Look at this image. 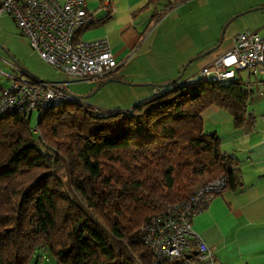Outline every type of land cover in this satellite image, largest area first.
Here are the masks:
<instances>
[{
  "label": "trees",
  "instance_id": "trees-1",
  "mask_svg": "<svg viewBox=\"0 0 264 264\" xmlns=\"http://www.w3.org/2000/svg\"><path fill=\"white\" fill-rule=\"evenodd\" d=\"M181 79L107 117L81 98L40 114L37 131L17 113L0 117V264H29L37 250L56 264H154L141 241L152 216L220 177L243 188L239 161L204 132L203 114L222 110L244 129L250 85Z\"/></svg>",
  "mask_w": 264,
  "mask_h": 264
},
{
  "label": "crops",
  "instance_id": "crops-1",
  "mask_svg": "<svg viewBox=\"0 0 264 264\" xmlns=\"http://www.w3.org/2000/svg\"><path fill=\"white\" fill-rule=\"evenodd\" d=\"M110 1L115 11L107 15L102 10L103 0H87L88 12L97 22L104 21L85 29L80 38L85 41L106 40L119 65L110 78L90 81L95 85L93 91L105 93L108 100L116 102H105L100 105L101 108L86 104L105 113L132 110L150 99L154 89H164L178 79L186 63L207 51H213L197 60L200 62V71L234 42L215 53L216 46L221 42L211 27L206 23L199 26L195 24L194 27L189 24L192 17L193 23L203 15L202 12H193L206 7L202 0H188L176 5L157 26L153 23L154 15L165 11L174 0H160L149 6V0ZM255 7L262 8L264 3H245L236 7L227 17L219 12L216 16L222 25L234 15ZM186 8H189V12L185 11ZM0 47L6 52V57L2 56L0 63L14 65L31 73L29 61L34 59L35 53L30 50L13 19L6 14H0ZM195 75L186 80L181 79L179 83L194 81L197 79ZM109 80L116 82L108 83ZM2 88L0 85V92ZM117 97L123 98L124 103H117ZM203 117L215 122L218 128L222 124H232L228 113L215 108L206 110ZM251 122L248 123L250 129ZM236 132L225 140L218 131L214 133L221 138L222 151L238 159L243 188L237 191L226 189L222 195L214 198L207 210L194 219L193 230L213 250V264H264V130L255 137L251 130L244 131L242 135ZM236 143L244 153L241 157L243 162L235 150ZM196 252L193 249L191 254ZM191 261L195 262V257ZM194 264L212 263L206 261Z\"/></svg>",
  "mask_w": 264,
  "mask_h": 264
},
{
  "label": "built area",
  "instance_id": "built-area-1",
  "mask_svg": "<svg viewBox=\"0 0 264 264\" xmlns=\"http://www.w3.org/2000/svg\"><path fill=\"white\" fill-rule=\"evenodd\" d=\"M86 3L87 0H0V14L9 15L26 38L30 50L57 70L80 82L108 79L119 67L108 42L75 39L78 29L97 23ZM102 3L107 15L115 11L110 0ZM13 70L14 74L8 77L10 86L0 92V117L17 113L31 119L33 113L40 115L78 100L63 85L42 81L16 66ZM243 71L256 77V82L250 84L239 78L238 74ZM199 79L219 84L241 80L250 85V90L253 87L252 93L264 98V28L237 35L227 51L200 70L196 80ZM153 92V96H157L165 90L156 88ZM98 113L99 117L114 114ZM226 189V177L217 178L148 220L142 228L141 241L151 251L154 264L186 259L193 249L198 253L195 262L185 264L206 261L213 264V250L194 232L193 221Z\"/></svg>",
  "mask_w": 264,
  "mask_h": 264
},
{
  "label": "rangeland",
  "instance_id": "rangeland-1",
  "mask_svg": "<svg viewBox=\"0 0 264 264\" xmlns=\"http://www.w3.org/2000/svg\"><path fill=\"white\" fill-rule=\"evenodd\" d=\"M203 4L206 6L205 8L193 10V12H202L203 15L201 17H197L195 22L192 23L193 17L191 22L189 23L194 27L195 24L199 26V24H208L211 27V31L215 32V35L219 42V46L217 45L215 48V53L221 51L223 48L227 47L232 41L244 31H258L264 28V7L259 8L255 7L253 9H249L247 11L241 12L239 14L234 15L231 17L226 23H222L218 20L216 16L217 12L221 15L227 17V15L231 14L236 7H239L245 3H264V0H202ZM184 11V10H183ZM185 11L189 12V8H186ZM213 11H216L214 13ZM174 12V11H173ZM187 12V13H188ZM195 17V16H194ZM223 18V20L225 19ZM158 23L155 25L157 26ZM154 26V25H153ZM152 26V28H153ZM1 48V47H0ZM212 50V49H211ZM208 52V51H207ZM34 54V52H32ZM6 52L0 49V58L6 57ZM3 56V57H2ZM190 62V61H189ZM188 62V63H189ZM186 63L184 68L181 72L185 69ZM199 63L200 62H193L186 71L185 75L183 76L182 80H186L189 77L197 75V79L199 78ZM14 65H7L6 63H0V85L4 88H8L10 86L9 76L14 74ZM29 71L32 73L33 76L39 78L42 81L50 82V83H57L61 85H65L67 88V92L72 96L81 98V101L85 104L92 105L94 107L101 108V104L112 103L116 104L115 100H108L107 95L105 93H100L99 91H93V86H95L92 82H80L77 79H73L69 77L66 73L57 70L53 66L46 63L42 60L37 54H35L34 59H30L29 61ZM34 71V72H33ZM30 73V74H31ZM195 75V76H196ZM239 78H241L244 82L254 84L256 82V77H250L249 72L243 71L238 74ZM179 77V76H177ZM67 84H69L67 86ZM108 87V86H107ZM253 87L251 88V90ZM119 93V92H118ZM117 93V94H118ZM258 93L254 92L251 100L248 105V114L252 117L251 118V128L250 124L246 125L244 130H237L234 127L233 120H231L232 124L225 125L222 124L219 126L215 124L210 119H204V132L207 134H212L215 131H218L220 137L225 140L229 139L231 133L236 134L242 133L247 130L252 131V135L255 137L259 134L263 133L264 130V99H262ZM117 103L122 104L124 103V99L121 97H117ZM125 112V111H123ZM38 113H33L30 119V127L34 130L37 127L38 122ZM244 134V133H243ZM235 150L238 152L239 160L242 162L244 159H241L243 156V151L240 149L239 144H234ZM238 160V159H237ZM29 264H56L55 261L49 257L48 253L43 250H37L35 252L32 261Z\"/></svg>",
  "mask_w": 264,
  "mask_h": 264
},
{
  "label": "water",
  "instance_id": "water-1",
  "mask_svg": "<svg viewBox=\"0 0 264 264\" xmlns=\"http://www.w3.org/2000/svg\"><path fill=\"white\" fill-rule=\"evenodd\" d=\"M212 52H213V51H208V52L204 53L203 55H201L200 57L195 58V59H193L192 61H190V62L188 63V65H186L185 69L182 71V73H181V75L178 77V79H176L173 83L177 82L178 80H180V79L182 78V76H184V73H185V71H186V68H187L192 62H195V61H197V60H199V59L205 58L206 56L210 55ZM112 82H116V81H113V80H109V81H108V83H112ZM165 87H166V86H165ZM165 87H164V88H165ZM76 98H78V97H76ZM114 114H115V113H114ZM197 255H198V253L196 252V253L192 254L191 256H189L188 259H191V258H193V257H196Z\"/></svg>",
  "mask_w": 264,
  "mask_h": 264
}]
</instances>
